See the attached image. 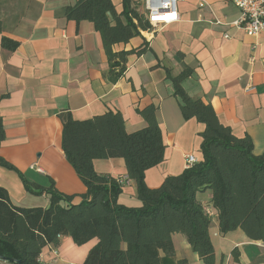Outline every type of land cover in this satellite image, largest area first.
Wrapping results in <instances>:
<instances>
[{"label":"crops","instance_id":"1","mask_svg":"<svg viewBox=\"0 0 264 264\" xmlns=\"http://www.w3.org/2000/svg\"><path fill=\"white\" fill-rule=\"evenodd\" d=\"M77 0H0V118L4 140L0 156L30 183L80 201L86 192L61 150L62 125L58 118L68 112L83 121L108 111L119 112L130 134L147 124L137 110L156 108L155 118L165 146L163 161L147 170L144 182L150 189L185 169V157L202 160L204 126L184 120L173 96L165 69L172 76L184 68L192 76L182 83L193 99L210 104L219 123L236 138L248 136L254 153L264 152V33L249 37L234 26L239 11L232 0H185L178 3L179 21L152 34L115 45L114 51L147 44L140 56L128 57L124 76L108 80V65L100 35L90 22L65 19V9ZM115 12L121 0H111ZM134 3L137 0H132ZM5 37L17 42L11 52L1 47ZM254 88L246 91V88ZM94 171L124 179L118 203L139 206L136 185L126 174L122 159L93 161ZM0 187L10 202L22 208H46L49 196L27 193L16 173L0 168ZM196 199L211 217L209 237L215 264H264V241H251L241 230L220 235L211 191ZM171 264H203L181 234L171 236ZM93 239L77 246L63 236L56 247L42 249L39 264H83ZM237 252V260L233 251ZM0 264H9L1 262Z\"/></svg>","mask_w":264,"mask_h":264},{"label":"trees","instance_id":"2","mask_svg":"<svg viewBox=\"0 0 264 264\" xmlns=\"http://www.w3.org/2000/svg\"><path fill=\"white\" fill-rule=\"evenodd\" d=\"M133 5L132 0H121L122 10L116 13L111 0H77L65 9L67 21L90 22L100 35L108 80L113 84L124 76L128 57L147 50L145 41L131 50H113L149 29ZM18 45L1 39V47L8 51ZM165 72L183 119L204 126L199 134L202 160L150 189L144 174L163 161L165 149L154 106L136 111L147 126L130 134L119 112L83 121L61 112V150L86 192L73 203L74 196L59 193L52 181L48 188L30 183L0 156V168L16 173L27 193L49 196L46 208H22L14 206L0 187V259H10L9 264H39L42 249L58 246L60 238L67 236L77 246L97 241L83 264H171V236L181 234L203 264H215L211 217L196 199L205 190L211 191L220 235L239 229L251 241H264V152L256 155L248 136L234 137L219 123L210 104L185 92L182 83L192 76L191 69L184 68L177 76ZM3 140L0 118V145ZM116 158L124 161L127 177L136 185L137 207L118 203L122 185L94 171L93 161ZM233 256L237 260L235 250Z\"/></svg>","mask_w":264,"mask_h":264},{"label":"built area","instance_id":"3","mask_svg":"<svg viewBox=\"0 0 264 264\" xmlns=\"http://www.w3.org/2000/svg\"><path fill=\"white\" fill-rule=\"evenodd\" d=\"M185 0H137L134 3L136 13L149 25L147 31H140V35L152 34L156 30L165 28L179 21L178 3ZM233 6L239 11V18L234 26L249 37L256 38L264 33V0H232ZM203 6L204 2L199 1ZM254 88L248 87L246 91ZM196 164L192 155L185 157L186 169ZM123 185L124 179H117Z\"/></svg>","mask_w":264,"mask_h":264},{"label":"water","instance_id":"4","mask_svg":"<svg viewBox=\"0 0 264 264\" xmlns=\"http://www.w3.org/2000/svg\"><path fill=\"white\" fill-rule=\"evenodd\" d=\"M0 260H2L4 262H10V259H7V258H1Z\"/></svg>","mask_w":264,"mask_h":264}]
</instances>
